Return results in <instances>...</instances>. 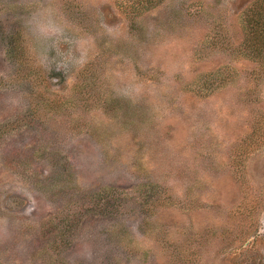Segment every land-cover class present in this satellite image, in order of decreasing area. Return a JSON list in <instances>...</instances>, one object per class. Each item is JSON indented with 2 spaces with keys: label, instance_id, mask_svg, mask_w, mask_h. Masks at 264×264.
I'll use <instances>...</instances> for the list:
<instances>
[{
  "label": "rangeland",
  "instance_id": "374dc122",
  "mask_svg": "<svg viewBox=\"0 0 264 264\" xmlns=\"http://www.w3.org/2000/svg\"><path fill=\"white\" fill-rule=\"evenodd\" d=\"M0 264H264V0H0Z\"/></svg>",
  "mask_w": 264,
  "mask_h": 264
}]
</instances>
